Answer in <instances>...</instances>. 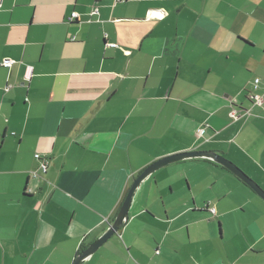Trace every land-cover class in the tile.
Returning a JSON list of instances; mask_svg holds the SVG:
<instances>
[{
  "label": "crops",
  "instance_id": "0c3cea01",
  "mask_svg": "<svg viewBox=\"0 0 264 264\" xmlns=\"http://www.w3.org/2000/svg\"><path fill=\"white\" fill-rule=\"evenodd\" d=\"M243 2L0 0V264H73L168 156L264 190V0ZM83 264H264V202L166 165Z\"/></svg>",
  "mask_w": 264,
  "mask_h": 264
},
{
  "label": "water",
  "instance_id": "95a60500",
  "mask_svg": "<svg viewBox=\"0 0 264 264\" xmlns=\"http://www.w3.org/2000/svg\"><path fill=\"white\" fill-rule=\"evenodd\" d=\"M188 159H205L223 167L224 169L228 170L235 178L245 184L258 198H260L264 202V190L255 181L248 177L241 169H239L235 164H233L232 162L217 153L207 151H190L168 156L148 166L134 180L126 196L124 197V200L118 210V213L113 223L109 226L108 230L100 238L96 239L93 243L88 245L83 252L78 254L73 264H83L84 260H86L93 253H95L102 244H104L111 236L116 234L118 230L124 225V223L128 220V211L133 194L139 184L147 176L166 165Z\"/></svg>",
  "mask_w": 264,
  "mask_h": 264
},
{
  "label": "built area",
  "instance_id": "2783aa9c",
  "mask_svg": "<svg viewBox=\"0 0 264 264\" xmlns=\"http://www.w3.org/2000/svg\"><path fill=\"white\" fill-rule=\"evenodd\" d=\"M71 19H73V18H76V14L75 13H73V14H71V17H70ZM149 18H153V19H161V18H163V16H162V14H159L158 12H151L150 13V15H149ZM263 29H264V27H263ZM111 47H116V45L115 44H111ZM12 65V61L11 60H8V59H6V60H4L2 63H1V66H3V67H6V68H9L10 66ZM28 76V75H27ZM258 82H259V80L258 79H256L255 80V89H256V86H257V84H258ZM252 100H256V101H259V96H257V95H253L252 96ZM247 114H249V111H244V115H247ZM237 113L235 112V111H233L232 113H231V117L232 118H234V119H236L237 118ZM239 117V116H238ZM204 132V130L202 129H198V130H196V134H202ZM35 158L37 159V160H40V156L39 155H35ZM40 169L42 170V172H45L46 171V163L44 162V163H41V166H40ZM211 212L212 213H215V209L214 208H211Z\"/></svg>",
  "mask_w": 264,
  "mask_h": 264
},
{
  "label": "rangeland",
  "instance_id": "374dc122",
  "mask_svg": "<svg viewBox=\"0 0 264 264\" xmlns=\"http://www.w3.org/2000/svg\"><path fill=\"white\" fill-rule=\"evenodd\" d=\"M244 2L243 0H235V6H240L242 5ZM249 3H253V0H249Z\"/></svg>",
  "mask_w": 264,
  "mask_h": 264
},
{
  "label": "trees",
  "instance_id": "16d2710c",
  "mask_svg": "<svg viewBox=\"0 0 264 264\" xmlns=\"http://www.w3.org/2000/svg\"><path fill=\"white\" fill-rule=\"evenodd\" d=\"M251 99V98H250ZM251 101H252V99H251ZM244 111H246V110H243V112ZM241 113V112H240ZM242 115H244L243 113H241ZM245 116V115H244ZM224 169V168H223ZM41 170V169H40ZM42 171V170H41ZM46 172V171H45ZM45 172H43V173H45ZM87 248V246H83L81 249H80V252H79V254L81 253V252H83L85 249Z\"/></svg>",
  "mask_w": 264,
  "mask_h": 264
}]
</instances>
